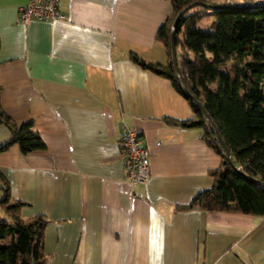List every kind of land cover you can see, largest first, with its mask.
<instances>
[{"label": "crops", "instance_id": "crops-1", "mask_svg": "<svg viewBox=\"0 0 264 264\" xmlns=\"http://www.w3.org/2000/svg\"><path fill=\"white\" fill-rule=\"evenodd\" d=\"M26 1L0 0V101L18 123L33 117L46 146L12 144L0 171L23 217L48 218L46 264H264L263 215L176 206L213 183L221 156L203 127L167 119L194 115L171 79L129 56L168 61L155 35L171 1L59 0L65 18L24 23ZM124 125L149 150L145 182L127 178Z\"/></svg>", "mask_w": 264, "mask_h": 264}, {"label": "trees", "instance_id": "trees-1", "mask_svg": "<svg viewBox=\"0 0 264 264\" xmlns=\"http://www.w3.org/2000/svg\"><path fill=\"white\" fill-rule=\"evenodd\" d=\"M170 1L173 10L155 35L165 44L168 61L148 60L134 51L129 56L142 67L171 79L194 115L167 119L203 127L202 138L221 156L219 164L208 170L213 183L176 206L264 216V0ZM195 1L223 5L207 8L193 4L180 15L175 33L176 44L182 48L177 70L171 48L173 20L183 7ZM205 15H213L209 28L198 24ZM195 99L202 102L218 126L230 148V158ZM0 122L10 129L9 137L0 141V151L14 143L23 153L46 146L34 118L18 123L1 101ZM0 188V264H46L44 232L48 218L42 213L21 215L26 202L12 195L10 180L2 171Z\"/></svg>", "mask_w": 264, "mask_h": 264}, {"label": "built area", "instance_id": "built-area-1", "mask_svg": "<svg viewBox=\"0 0 264 264\" xmlns=\"http://www.w3.org/2000/svg\"><path fill=\"white\" fill-rule=\"evenodd\" d=\"M65 17L59 0H27L20 5L18 14L19 21L24 23L32 18L54 20ZM119 140L127 178L132 183L145 182L150 174V160L140 130L124 125Z\"/></svg>", "mask_w": 264, "mask_h": 264}, {"label": "water", "instance_id": "water-1", "mask_svg": "<svg viewBox=\"0 0 264 264\" xmlns=\"http://www.w3.org/2000/svg\"><path fill=\"white\" fill-rule=\"evenodd\" d=\"M193 4H200V5H203L207 8H215V7H218V6H221L223 5L222 3H213V2H207V1H195V2H192L188 5H186L185 7H183L178 13L177 15L175 16L174 20H173V28L171 30V48H172V60H173V63H174V66L176 67L177 70H179V65H178V54H177V44H176V40H175V33H176V25L178 23V20H179V17L180 15L185 12L191 5ZM183 78V77H182ZM184 80V85H185V88L188 89L187 87V84L185 83V79L183 78ZM198 107L202 110V112L205 114V116L210 119V115L208 114V112L206 111L204 105L202 104V102L199 100V99H195ZM212 125H213V128L215 130V133H216V136L218 138V140L220 141V143L222 144V146L224 147V149L226 150L227 154H228V157L230 158V148L229 146L227 145L226 141L224 140L218 126L210 119Z\"/></svg>", "mask_w": 264, "mask_h": 264}, {"label": "rangeland", "instance_id": "rangeland-1", "mask_svg": "<svg viewBox=\"0 0 264 264\" xmlns=\"http://www.w3.org/2000/svg\"><path fill=\"white\" fill-rule=\"evenodd\" d=\"M212 19H213V15H205V16H203V17L199 20L200 27H202V28H209ZM181 50H182L181 46L178 45V46H177V54H178V58L180 57Z\"/></svg>", "mask_w": 264, "mask_h": 264}]
</instances>
